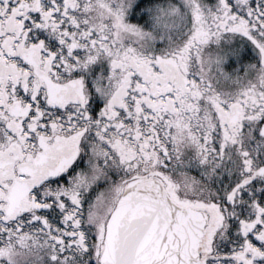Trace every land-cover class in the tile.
Wrapping results in <instances>:
<instances>
[{
  "label": "snow or ice",
  "instance_id": "snow-or-ice-1",
  "mask_svg": "<svg viewBox=\"0 0 264 264\" xmlns=\"http://www.w3.org/2000/svg\"><path fill=\"white\" fill-rule=\"evenodd\" d=\"M0 264H264V0H0Z\"/></svg>",
  "mask_w": 264,
  "mask_h": 264
}]
</instances>
